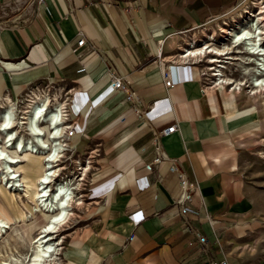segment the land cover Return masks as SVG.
<instances>
[{"label":"crops","instance_id":"0c3cea01","mask_svg":"<svg viewBox=\"0 0 264 264\" xmlns=\"http://www.w3.org/2000/svg\"><path fill=\"white\" fill-rule=\"evenodd\" d=\"M99 1L0 0V92L14 96L40 78L69 85L72 155L89 149L94 159L65 263L208 264L174 204L179 172L198 185L191 223L228 263L222 236L244 221L237 139L257 124L251 108L235 111L227 87H203L199 66L178 51L183 33L243 0ZM79 30L87 43L76 53ZM105 61L137 99L112 89ZM173 122L178 129L157 140L165 156L149 167L154 132Z\"/></svg>","mask_w":264,"mask_h":264},{"label":"bare ground","instance_id":"6f19581e","mask_svg":"<svg viewBox=\"0 0 264 264\" xmlns=\"http://www.w3.org/2000/svg\"><path fill=\"white\" fill-rule=\"evenodd\" d=\"M262 3L254 0L242 5L238 11L231 15L229 21L225 20L222 25H219L220 34L225 36L224 39H228L231 47H240L234 52H243L242 54H244L240 57L242 58L241 69L252 74L249 79L252 85V94L264 91V4ZM232 21L235 22V25L231 24ZM204 37L205 39L199 43L194 38V41L189 39L181 44L179 46L180 57L200 60L210 53L207 61L214 63L218 61V56L232 52L229 46H215L212 41L214 35L205 31ZM226 57L233 59L235 56L228 55ZM218 67L222 66L218 65ZM213 70L212 74L219 75L218 81L214 82L216 87L223 88V85L230 84L233 85L231 90L239 88L241 82L221 77L219 68H213ZM26 79L28 78L24 79L23 84L28 82ZM230 93L233 96L236 109L238 105H236L234 94ZM2 96L3 93L0 92V182L4 180L5 186L13 187L12 195L24 207V214L21 212L24 217L32 216V211L24 205L25 199L33 201V211H43L48 214V218L43 222L35 223L37 230L30 239L31 257L24 263L46 264V262L55 261L57 258L58 245L62 238L59 239L55 235L74 214L73 205L83 203L82 195L76 196L78 193L76 189L80 188L79 180H83L89 171V160L83 165L77 164L76 168L80 170L79 174H77V170L73 169H68L66 174L61 171L64 167L59 166L60 158L55 154L59 149H63L62 141L57 140L63 126L62 123H56L64 113V102L55 97L51 98L45 93L44 96L30 100L23 114L19 116L16 114L11 96L8 94L4 96L6 102H3ZM251 109L254 112V109ZM43 124L47 125V131L42 126ZM22 129L27 131L26 136ZM27 153L40 155L43 164L41 172L36 177L33 196L29 195L25 188L28 183L22 180L18 170V166L23 160L22 156ZM5 227H7L5 221L0 219V234ZM57 263L62 264L59 261ZM0 264L11 263L4 259ZM13 264L22 263L18 258H15Z\"/></svg>","mask_w":264,"mask_h":264},{"label":"rangeland","instance_id":"374dc122","mask_svg":"<svg viewBox=\"0 0 264 264\" xmlns=\"http://www.w3.org/2000/svg\"><path fill=\"white\" fill-rule=\"evenodd\" d=\"M251 1L254 0H243L240 6H237L234 10H232V13L230 12L231 14L227 13L219 18L203 23L192 30L186 31L182 35H187L184 38L183 43L189 39L194 41V38L198 43L202 42V39H205L204 32L206 31V33L214 35V39L212 41L215 46L223 47L226 45L231 47V43L228 39H224L225 36L220 34L219 25H222L225 20L229 21L231 15L239 10L238 8L244 4L250 3ZM257 1H261L263 2L262 4H264V0ZM231 24L235 25V22L232 21ZM231 49V53L218 56V61L214 63H209L207 61L208 57L211 55L210 53L200 60H196L194 58L192 59L191 57L181 58L184 60L192 59V61H194L200 68L202 80L208 85L216 87L214 82L218 81L217 77H219V75L212 74L214 71L213 68L220 69L219 71L221 77H228L232 80L241 82L239 88H235L234 90H231L233 85L225 84L223 86L227 87L229 92H233L236 105H238L239 108L242 110L248 108L254 109V115L251 120L257 124V127L251 128L247 131L241 130L242 132L239 133V137L237 139V146L240 148L237 171L241 184V201L243 203L242 210L244 211V221L238 224L234 230H229L223 234V244L221 246L222 248L219 250H224L226 253L228 258L227 264H264V91L261 90L260 92L254 94L251 93L252 85L250 84L249 79L252 77V74H248L241 69L242 58L240 57L244 54H242L243 52H234V50L240 49V47H231ZM178 52L180 53V51ZM228 55L235 57L230 59L229 57H226ZM218 65L222 67H218ZM47 79L40 78L39 81L27 84L26 87L16 95V97L10 95L17 115L21 116L23 114L30 100L36 99L38 96H44L51 87L53 88V95H51V91H49V94L46 95H49L51 98L55 97L59 101L63 102L62 99L65 98V92L69 89V85L63 81H56L52 83ZM35 85H38V89L35 88ZM2 90L4 92L2 96L3 102H6V98H4V96L9 93H7L8 90ZM69 94L70 92L68 95ZM42 126L46 131L48 130L46 124H43ZM22 130L24 136H26L27 131L24 129ZM244 133H246L245 136H243ZM245 137H248V139L246 140ZM77 151L78 153L72 155L73 151H70V149L66 150V153L64 152V156H61L62 159H59V166L64 167L61 170L63 173L65 172L66 174L68 173V169H73L70 166L74 165L75 160H77L78 163H81L79 162V159L91 155L88 152L90 151L89 149ZM22 159L23 160L19 164L20 168L18 166L20 177L23 181L25 180L26 183H28L25 188L28 190L29 195L33 196L36 188V177L41 172L43 166L41 156L35 153H27L22 156ZM89 160H91V164L94 163L93 157H90ZM78 163H75L76 167ZM62 164H66V168ZM83 164L84 163H81V165ZM88 173H86L83 180H79L81 184L80 188L77 189L78 193L76 196L80 194L84 195L80 191L81 189L87 187L86 180L89 178ZM12 188L5 186L4 180L3 182H0V219H3L7 225V227L4 228V231L0 234V262L6 259L8 262L13 264L14 259L18 258V260L24 264L31 257L32 250L30 249V239L37 230L35 223L43 222L48 218V214L43 211H33V201H31V199H25L24 205L32 211V216L24 217V207H22V205L13 197ZM81 198L83 203L73 205L72 210L74 211V214L55 235V237H59V239L62 238V241H60L61 243L58 245L59 253L57 254V258L55 261L46 262V264H58L57 261L62 264H66L64 256H62V248L65 244L66 233L70 230L69 227L80 223V210L85 208L83 196H81ZM63 254H66V252H63Z\"/></svg>","mask_w":264,"mask_h":264},{"label":"built area","instance_id":"2783aa9c","mask_svg":"<svg viewBox=\"0 0 264 264\" xmlns=\"http://www.w3.org/2000/svg\"><path fill=\"white\" fill-rule=\"evenodd\" d=\"M40 1H42V0H38V2H40ZM99 2L111 3V0H100ZM126 5L127 4H124V6H126ZM3 9H5V7H3ZM86 43H87V39L85 37V34L83 33L82 30H79L77 32V39L74 43V46L72 47V50L75 51L76 53H78L79 48H81V46H83ZM90 48L91 49L94 48V45H90ZM105 69H106V74L109 77L110 85H111L112 89L124 90L126 92V98L128 100L137 99L138 94L135 93L134 91L128 90V88H127L129 80H128L127 76L125 75V73H120V72L115 71L109 63H106V61H105ZM164 84L166 87H170L173 84L168 72H166L164 75ZM209 86H211V85H208L207 83H205L203 81V87H209ZM35 88L38 89V85H35ZM70 90L71 89L69 88L65 92V98L62 99V101L64 102L63 108L65 110H63L64 113L60 117V120H58L56 123V124L62 123V126H63L61 131L59 132L60 135H58V139H57V140L60 139V141H62V143H63V145H62L63 149H59V151H57L55 154L58 158H61V155L65 154L66 150L70 149V151H73L72 149H74V147L77 146L76 144H74L73 147L71 145L72 144L71 137L75 134L76 129H75V120L70 115V110H69L70 94L68 95V93ZM49 91H51L52 92L51 95H53V88L52 87L48 89V92H46V94H49ZM66 121H68V122H66ZM177 129H178L177 123L173 122L170 125H167L161 129H159L158 131L154 132L153 141L155 142L154 145H155L156 155L152 159V161L150 163H148L149 167L152 164H157L165 156L164 152L159 149V145L157 143V140L161 136L166 135L168 133H171L173 131H176ZM57 140H55V141H57ZM89 158H90L89 156L82 157L81 159H79V162L87 163ZM74 162L78 163L77 160H75ZM65 165L66 164H64L63 166H65ZM65 168H66V166H65ZM179 185L181 188L180 193H179L178 197L174 200V204L178 208V212L182 218L183 224L191 232V234L193 236V239L191 242L198 243L200 245L201 252L203 253L205 260H207L208 264H227V260L225 258L215 259L211 255V253H210V242L208 241L206 236L203 235L200 232V230H198V228L195 227L191 223L190 218L188 217V215H191V214H198V212L200 210L199 206L197 207L193 204L194 193L198 190L197 183L195 181H190L186 177L185 174L179 172Z\"/></svg>","mask_w":264,"mask_h":264}]
</instances>
